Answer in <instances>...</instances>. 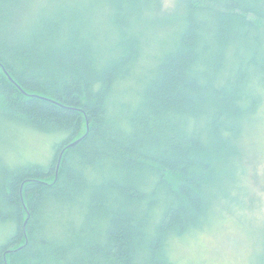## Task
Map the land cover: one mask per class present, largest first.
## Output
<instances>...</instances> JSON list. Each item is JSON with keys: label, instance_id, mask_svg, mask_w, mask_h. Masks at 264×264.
Returning <instances> with one entry per match:
<instances>
[{"label": "trees", "instance_id": "obj_1", "mask_svg": "<svg viewBox=\"0 0 264 264\" xmlns=\"http://www.w3.org/2000/svg\"><path fill=\"white\" fill-rule=\"evenodd\" d=\"M158 6L0 0V134L52 139L0 146V264H176L210 221L264 122V0Z\"/></svg>", "mask_w": 264, "mask_h": 264}, {"label": "rangeland", "instance_id": "obj_2", "mask_svg": "<svg viewBox=\"0 0 264 264\" xmlns=\"http://www.w3.org/2000/svg\"><path fill=\"white\" fill-rule=\"evenodd\" d=\"M176 2L159 0L156 14L160 19L168 17ZM155 22L157 19L152 22L154 32L159 35L164 28ZM137 27L145 29L144 21ZM150 30L152 27L147 28L148 34ZM5 125L10 135L3 134L6 139L0 134V146L10 161L50 156L51 138L31 130L11 134V123ZM250 131L243 138L242 159L221 179L229 184L213 199L210 221L170 241V255L176 264H264V122L256 123Z\"/></svg>", "mask_w": 264, "mask_h": 264}, {"label": "water", "instance_id": "obj_3", "mask_svg": "<svg viewBox=\"0 0 264 264\" xmlns=\"http://www.w3.org/2000/svg\"><path fill=\"white\" fill-rule=\"evenodd\" d=\"M79 140H80V138L77 139V140L72 141L71 143H69V145L71 146V145L75 144L76 142H78Z\"/></svg>", "mask_w": 264, "mask_h": 264}]
</instances>
